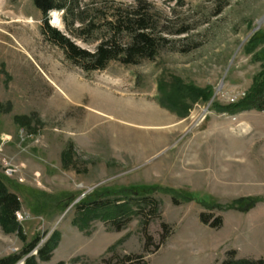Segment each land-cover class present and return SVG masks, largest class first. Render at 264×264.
Instances as JSON below:
<instances>
[{
	"label": "rangeland",
	"instance_id": "obj_1",
	"mask_svg": "<svg viewBox=\"0 0 264 264\" xmlns=\"http://www.w3.org/2000/svg\"><path fill=\"white\" fill-rule=\"evenodd\" d=\"M141 1L166 40L156 58L85 72L43 35L33 0H0V175L20 198L25 236L0 226V259L56 233L40 264L264 259V110H223L261 70L264 40L252 39L264 0ZM135 4L75 0L74 17L55 10L48 21L93 52L104 33L81 39L71 24ZM98 198L133 212L104 221L80 208Z\"/></svg>",
	"mask_w": 264,
	"mask_h": 264
},
{
	"label": "trees",
	"instance_id": "obj_2",
	"mask_svg": "<svg viewBox=\"0 0 264 264\" xmlns=\"http://www.w3.org/2000/svg\"><path fill=\"white\" fill-rule=\"evenodd\" d=\"M33 2L45 17L42 28L43 35L52 43L62 48L66 54V58L85 72L103 71L112 62L133 65L143 60H154L166 41L161 35H157L153 17L141 0H135L136 4L132 9L113 8V11H109V13L98 9L97 11L104 14L103 16H98L97 19L90 21L78 19L81 27H77V29H72L74 23L71 24L70 31L81 39L86 38L84 34L94 32L95 30L100 29L104 33L96 50L93 52L79 47L74 41L49 24L48 15L55 10L64 11L66 18L70 16L74 17L75 10L79 9V7H75V0H33ZM85 12H88V10L79 12V15L83 16ZM252 40L253 43L264 40V32L257 33ZM259 59L263 62L261 70L255 76L247 96L239 103L227 106L223 110L233 112L247 109L264 110V53L260 55ZM148 198L150 197L146 196L143 199L149 200ZM150 200L155 208L157 202L153 199ZM173 202L179 204V201L175 198ZM255 203L256 200L252 201L249 209ZM237 204L235 202L231 208L240 210ZM80 208L85 209L92 216L104 221H115L133 212L132 210H128V205H119L102 198H98L92 202H82ZM20 210V198L8 188L4 177L0 175V226L6 233L17 232L22 240H25L21 224L17 220V213ZM211 217V215L206 213L200 215L203 224L214 229L222 228L224 224L223 218L217 217L214 222H211ZM81 223L83 225V222ZM164 227L168 228L167 225H164ZM58 238L59 236L56 233L40 246L41 238L36 237L24 247L21 253L0 259V264H17L24 259V264L48 262L58 244ZM36 250L37 253L33 254ZM228 256L229 258L221 264H264V259H238L236 258L235 251L228 252ZM140 258L142 259V257ZM126 259L132 262L130 256L126 257Z\"/></svg>",
	"mask_w": 264,
	"mask_h": 264
},
{
	"label": "bare ground",
	"instance_id": "obj_3",
	"mask_svg": "<svg viewBox=\"0 0 264 264\" xmlns=\"http://www.w3.org/2000/svg\"><path fill=\"white\" fill-rule=\"evenodd\" d=\"M55 20H56V22H55V23L57 24V23H58V19H57V17H55Z\"/></svg>",
	"mask_w": 264,
	"mask_h": 264
},
{
	"label": "crops",
	"instance_id": "obj_4",
	"mask_svg": "<svg viewBox=\"0 0 264 264\" xmlns=\"http://www.w3.org/2000/svg\"><path fill=\"white\" fill-rule=\"evenodd\" d=\"M252 210H253V209H252ZM254 218L256 219V217H254ZM254 218L252 219L253 222H254V220H255Z\"/></svg>",
	"mask_w": 264,
	"mask_h": 264
}]
</instances>
